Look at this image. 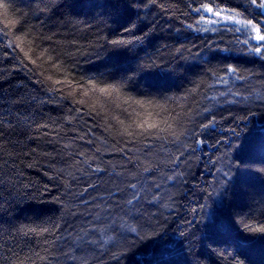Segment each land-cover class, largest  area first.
I'll use <instances>...</instances> for the list:
<instances>
[{"label": "snow or ice", "instance_id": "snow-or-ice-1", "mask_svg": "<svg viewBox=\"0 0 264 264\" xmlns=\"http://www.w3.org/2000/svg\"><path fill=\"white\" fill-rule=\"evenodd\" d=\"M15 2L16 0H0V45H3L5 38L12 37L7 45L12 52L5 50L4 57L12 56L16 61L12 64V71L23 68L25 75L36 76L33 83L40 86L36 91L43 96L41 100H38L36 95L29 99L30 106L38 107L33 109V118L27 126L37 134L28 136L27 143L33 146L24 156L31 155L37 160L51 158L49 167L55 169L56 175L50 176V179L60 180L59 186L64 192L52 197V200L61 206V216L55 220L49 218L40 224L14 226L7 234L12 242L7 248L10 256H0V260L5 264H36L37 260L43 264H97L103 256H108L110 264H119L122 241L127 235H135L142 242H151L150 255L145 253L135 257L133 254L137 264H145V260H149L150 264H176L179 260L185 261L186 264H201L197 259L199 254L192 252L193 239L198 231L199 243L202 246L206 245L214 251L218 249V264H247V254L252 247L256 243H264V219L258 221L250 211L243 212L236 203V197L251 179L264 180V155L257 157L254 154L247 137L239 145H234L228 136H221L215 143L220 145L227 141L225 148L228 151L214 159L209 157L215 169L214 181L208 185L211 192L201 188V192L207 194L204 195V203H198V207H191L186 203L182 205L179 201L187 196V192L162 191L163 185L156 182V173L159 171L160 178L171 182L172 187L180 188L188 184L191 168L190 165L181 168L184 156L188 154L189 149L191 154L195 155L200 151L201 145L209 146L210 133L217 131L219 123L214 109L220 105V100L217 95L203 97L216 103L203 108L197 104L199 111L195 112V117H203L206 122L195 123L192 118L193 109L189 107L184 111V106L198 91H203V79L193 82V86L186 89L183 95L166 97L162 103L155 100L125 99L122 92L127 85L135 86L139 73L132 68L131 61L144 50L146 42L151 43L149 38L157 26L149 18L157 15L152 8L158 7L164 12H169L170 6L160 0H122L123 12L114 20L117 26L110 29L107 36H98L95 42L101 49L106 46L110 57L125 58L129 61L128 68L124 69L128 74L121 76L119 80L108 82L96 74L77 75L74 72L76 65L70 61L72 54L64 51L57 40L59 33L40 30L64 5L56 4L54 0H20L21 3L28 4L29 10L25 12L16 8ZM33 2L36 3L34 9L31 7ZM193 4L197 6L193 7ZM96 6L93 4V7ZM112 6L116 7L115 4ZM190 13L196 14L198 19L186 23L185 26L189 30L201 33H231L235 43L244 46L238 49V52L251 57L250 63L258 60L264 65V0H240L235 4L233 0H191L181 15L187 17ZM29 16L40 22L39 29L28 24ZM41 16H44V20H41ZM252 40L256 43L253 44ZM207 43L211 49L210 55L217 51H233L232 48L214 46L211 39ZM182 49L183 45L177 47L175 54H179L181 59H189L190 57L183 55ZM13 53L15 55H12ZM196 56L201 54L197 53ZM147 66L159 67L154 61H150ZM140 67L144 65L141 64ZM243 71L246 70L229 64L215 83L228 85L230 80L234 84L246 82L253 73L249 71L245 76ZM3 72L4 69L0 68V78L3 77ZM208 73L217 75L211 69L205 76ZM226 95L230 98L226 99L225 103H243L245 107L241 110L248 112V115L234 116L229 111L227 117H222L224 120L232 119L233 123L225 131L231 134V138L238 139L237 129L241 128L242 123L247 127L249 117L254 115L248 105L264 106V91L253 88L248 95H243L239 90L228 88L227 93H218L219 97ZM44 104L52 105V111L61 113L64 112L65 104H70V107L67 114L59 117L47 116L45 119V114L39 111V106ZM122 105L127 107L122 108ZM172 105L181 109L175 116L169 111ZM137 107L141 110L137 111ZM118 109L122 111L117 112ZM73 112L77 113V116L71 115ZM164 113L167 115H163ZM36 114H39L44 122L36 120ZM85 115L88 120H84ZM21 119L27 121L28 118L18 115L17 121ZM76 120L84 121L88 125L87 130L79 126L74 127L73 121ZM184 124H193L196 130L185 129ZM5 127L11 131L6 133ZM17 127L18 124L11 121L6 125L0 121V150L3 148L5 135H16ZM101 128L114 141L110 146L107 137L96 134ZM19 134L24 135V132ZM181 136L192 140L191 144H180L185 152L166 161L159 159L164 145L161 149H156L153 141H168V138H172L168 142L175 145L180 142ZM117 137L119 139H116ZM261 138L264 140V129H261ZM44 147L51 148V151L43 150ZM211 147L213 151L218 150L215 146ZM90 151L93 155H88ZM105 153L120 155L119 171L116 170V165H112L109 171L107 165L111 164V161L104 160ZM8 155L19 154L9 152ZM77 157L84 159L79 160ZM199 159L197 156V160ZM37 160L27 164V167H34ZM69 160L72 161L71 164L68 163ZM57 162L64 166L56 169ZM217 164L220 167H216ZM164 165H171L169 170L173 174L166 175L162 167ZM178 168L181 170L175 171ZM106 173L110 179H126L120 180V185L115 190H109L106 196H100L99 202L97 197L85 199L90 189L100 187L99 184L88 181L93 177L99 179ZM198 174L201 177L205 175L203 171ZM208 175L212 176L213 173L209 171ZM191 178L195 179V175ZM128 179L135 182H128ZM81 183L86 186L76 192L74 186ZM44 189L50 191L48 185H45ZM117 196L119 199H116ZM210 199L212 206L208 204ZM81 207L88 210L81 211ZM153 207L170 209L168 215L172 217L176 216L177 209L182 208L189 212L190 216L181 219L177 229L171 233L166 229L157 231V213L147 211ZM102 216L107 223L102 222ZM69 217L72 221L80 219V224L69 222ZM261 217H264V212ZM129 221H136V226H131ZM4 232L5 230L0 228V238ZM19 241H23V247ZM25 248L28 251L21 259L20 253ZM41 251L46 255H40ZM97 252H102L103 256H97ZM166 255L168 258H165Z\"/></svg>", "mask_w": 264, "mask_h": 264}, {"label": "trees", "instance_id": "trees-1", "mask_svg": "<svg viewBox=\"0 0 264 264\" xmlns=\"http://www.w3.org/2000/svg\"><path fill=\"white\" fill-rule=\"evenodd\" d=\"M160 2L170 6L169 12H164L158 7L152 8V11L156 12L157 15L154 18L151 16L149 18L157 26L149 38L151 43L148 44L146 42L144 50L140 51L137 58L131 61L132 68L139 73L135 86L127 85L123 88L122 92L125 99L155 100L162 103L166 97L183 95L186 89L193 86V82H198L203 79V91H198L184 106V111H187L189 107L193 109L192 118L195 123L206 122L203 120V117H195V112L199 111L197 104L200 105V108L211 107L216 102H209L203 97L217 95V98L220 100V105H217L214 109L216 119L219 122L217 131L210 133L211 138L203 137L208 138L209 146L201 145L200 151L195 155H192L189 149L188 154L184 156V163L181 165V168H186L190 165L191 171L188 173V184L180 188L172 187L171 182L164 181L160 178L159 171L156 173V182L163 185L162 191L169 193L187 192V196L183 200H180L179 203L182 205L186 203L191 207H198V203H204V195L207 194L202 193L201 188L207 189V192H211L208 185L214 181L215 177V169L212 167L209 157L214 159L220 156L221 153L228 151L225 148L227 141L220 145H216L215 143L221 136H228L234 145H239L247 137L254 154L257 157L264 155V140L261 138V129H264V106L260 104L255 106L248 105L254 115L249 117L247 127L242 123L241 128L237 129L239 138L233 139L231 138V134L225 131L233 121L230 118L224 120L222 117H227L229 111L234 116L248 115V112L241 110L245 107L243 103L235 105L227 104L225 101L230 97L227 95L225 97L218 96L220 91L227 93L228 88L239 90L243 95H248L253 88L264 91V65L258 60L250 63L249 60L252 59L251 57L238 52L237 50L244 46L237 45L231 33H201L189 30L185 26L186 23H192L198 19V16L190 13L189 16L184 17L181 13L185 11L191 0H160ZM239 2L240 0H233V4ZM54 3L64 6L60 7L57 10V14L52 15V19L48 20L44 28L40 30L45 32L50 30L59 33L57 40L60 42L64 51L72 54L70 61L76 65L74 72L77 75L88 76L96 74L102 76L108 82H112L128 74L124 71L129 65L127 59L110 57L109 50L106 46L101 49L95 44L98 36H107L109 30L117 26L114 20L123 12L122 0H54ZM93 4L97 6L93 7ZM113 4L116 7H113ZM40 6L43 7V5ZM195 6L197 5L193 4V7ZM15 7L25 12L29 10L28 4L26 2L21 3L20 0H16ZM31 7L34 9L36 3L33 2ZM41 20H44V16H41ZM101 20L104 23H99ZM28 24L34 25L38 29L40 27V22L31 16L28 18ZM53 24L56 26L52 27ZM86 25H92V27L88 28ZM262 32H264V26H262ZM17 34L19 35V33ZM243 38L242 36L241 39ZM10 39L12 37L5 38L3 45H0V68L4 69L3 77L0 78V121H3L5 125L8 121H11L14 124H18V127L16 128V135H5L3 148L0 150V184H2V187H0V197H2L0 199V228L5 230L2 238H0V245H2L0 247V256H10L7 248L11 246L12 242L8 239L7 234L14 226L18 227L21 224L35 225L49 218L53 220L59 218L61 216V206L55 203L52 197L59 196L64 192V189L59 186L60 180L50 179V176L55 177L56 175L55 169L49 167V160L51 158L37 160L36 157L31 155L28 157L24 156V153L30 152V148L33 146L27 143L28 136L37 134L27 126L28 122L33 118V109L38 107V105L30 106L29 99L32 95H36L38 100H41L43 96L40 95L39 91H36L40 86L33 83L36 76H32L31 74L25 75L23 68L12 71V64L16 63V61L12 59V56L8 58L4 57L5 50L10 53L12 52L11 49L7 48ZM210 39L213 41L214 46L218 45L219 48H232L233 51L231 53L217 51L210 55L211 49L207 43ZM251 42L253 44L256 43L255 40ZM181 45H183V55L190 57L187 60L181 59L179 54H175V49ZM25 50H27L26 47ZM197 53H200L201 56H196ZM12 55H15V53ZM20 55L22 56V53ZM150 61H154L155 65H159V67H148L147 65ZM141 64L144 67L141 68ZM229 64L246 70L243 71L245 76L248 75L249 71L253 75L248 77L246 82H236L234 84L230 80L228 85L216 84L215 80L223 74L224 68ZM209 69L214 70L217 75L212 76L211 73H208L205 76V73ZM38 74L39 70L37 69ZM68 107H70V104H65L64 112L61 113L60 111H52V105L44 104L39 106V111L45 114L46 119L47 116L59 117L67 114ZM123 107H127V105H122ZM136 110L140 111L141 109L137 107ZM121 111L122 109L117 110V112ZM169 111L175 116L181 109L172 105ZM18 115L22 118L27 117V121L24 119L17 121ZM71 115L77 116V113L73 112ZM163 115H167V113ZM35 119L44 122L41 120L39 114H36ZM84 120H88L87 115H85ZM73 126H79L86 131L88 125L84 121L76 120L73 121ZM183 127L185 129L196 130L193 128V124H184ZM10 131L5 127L6 133ZM21 131L24 132V135L19 134ZM96 134L107 137L109 146L114 142L108 134L103 132L102 128ZM116 139H119V137ZM171 139L168 138V141ZM168 141L163 139L153 141L156 149H161V146L164 145L159 156L161 160L166 161L170 157L175 158L180 153L185 152V149L180 147L181 143H192V140L186 136H181L180 142H177L175 145ZM12 142L16 143L13 144ZM211 146H215L218 150L213 151ZM43 150L51 151V148L44 147ZM9 152L18 153L19 155L9 156ZM88 155H93V152L90 151ZM197 156L200 157L199 160H197ZM76 159L82 160L84 158L77 157ZM33 160H37L35 166L31 168L27 167V164L32 163ZM104 160L111 161V164L107 165L109 171H111L112 165H116L117 171L120 170L121 158L119 154L105 153ZM68 163L71 164L72 161L69 160ZM63 166L59 162L56 163V169ZM162 167L166 175L173 174L169 170L172 168L171 165H164ZM216 167H220V165L217 164ZM179 170L181 169H175V171ZM200 171L205 173L203 177L198 174ZM209 171L213 173L212 176L208 175ZM45 173H48V175ZM192 175H195V179L191 178ZM125 179L126 177L110 179L107 173L99 179L93 177L88 183H97L100 187L90 189L84 198L97 197V202H99L100 196H106L109 190H115L120 185V180ZM128 182L135 181L128 179ZM45 185H48L50 191H45ZM85 186L83 183L75 185L74 190L79 192ZM116 199H119V197L117 196ZM262 201H264V180L255 178L251 179L248 184H245L243 191L236 197V203L240 205L242 211H250L258 221L264 219V217H261V213L264 212V203ZM208 204L212 206L211 199L208 200ZM80 210L87 211L88 209L81 207ZM147 211L157 213L156 219L159 221L157 231L166 229L170 233L177 229V225L181 219L190 216V213L182 208L177 209L175 217L169 216L168 212L170 209H164L163 207L148 208ZM101 220L107 223L104 216L101 217ZM69 222L78 225L81 221L80 219L72 221L69 217ZM129 224L136 226L137 222L129 221ZM108 234L111 235V233ZM176 238L178 237H174V239ZM19 243L23 247V241H19ZM150 247V241L142 242L135 235H127L122 241V249H120L122 254L119 264H137L133 254H135V257H139L142 254L149 253ZM27 251L28 249L25 248L20 253L21 259H23ZM113 251H116V249H113ZM216 251L218 249L214 251L206 245L202 246L199 243V232H195L192 252L199 254L197 259L201 261V264H218L219 257ZM40 255L46 254L41 251ZM247 255V264H264V243H256ZM97 256H103V253L97 252ZM165 258H168L167 255ZM31 259H35V257H31ZM0 264H5V262L0 260ZM36 264H43V262L37 260ZM97 264H110L109 257L103 256V259L97 261ZM145 264H150V261L145 260ZM151 264H154V262H151ZM176 264H186V262L179 260Z\"/></svg>", "mask_w": 264, "mask_h": 264}]
</instances>
